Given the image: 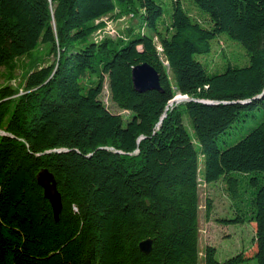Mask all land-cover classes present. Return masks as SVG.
<instances>
[{"label": "trees", "instance_id": "obj_1", "mask_svg": "<svg viewBox=\"0 0 264 264\" xmlns=\"http://www.w3.org/2000/svg\"><path fill=\"white\" fill-rule=\"evenodd\" d=\"M131 13L123 36L91 38ZM230 41L243 48L231 59ZM41 45L53 60L29 69L25 93L0 86V264H201L202 181L232 200L217 220L255 227L250 255L219 260L207 243L202 263L264 264V0H0V67ZM144 62L159 89L134 87Z\"/></svg>", "mask_w": 264, "mask_h": 264}, {"label": "rangeland", "instance_id": "obj_2", "mask_svg": "<svg viewBox=\"0 0 264 264\" xmlns=\"http://www.w3.org/2000/svg\"><path fill=\"white\" fill-rule=\"evenodd\" d=\"M103 20L105 21V25L91 36L94 41H100L104 38L116 39L123 36L126 27L131 24H138L140 17L138 15L132 16L131 13L123 15L117 20H111L108 17L103 18ZM216 44L217 42L214 41L213 50L209 55V58L215 61L220 59L219 47H217L218 50H215ZM228 49H231V51L228 52V58L230 59L233 55L239 54L243 50L242 46L235 41H230ZM52 60L53 56L49 54V46L41 45L30 55L22 56L14 60L12 63L0 67V86L9 84L18 90L17 95L23 94L25 93L23 81L29 69L32 66H37L39 64L51 63ZM101 97L109 109L128 116V111L118 108L112 101L108 83H105ZM178 97L181 98V94H177L175 96V98ZM184 100L185 99H182L180 102ZM184 122L189 132L193 134L192 124L186 113L184 114ZM253 124L254 122L249 120L244 128L237 129L238 132H236L235 129L230 138H239ZM208 197H211L212 202V213L210 215L206 214V202ZM231 203L232 200L225 193L221 182H214L211 184H206L203 181L201 182L199 211V249L201 264H203L202 258L204 255V246L207 243L216 247V256L219 260H224L245 249H247V254L250 255L255 249V245L253 243V236L255 232L254 224H249L248 222L226 223L224 221L217 220L218 217L230 218L233 216L234 211Z\"/></svg>", "mask_w": 264, "mask_h": 264}, {"label": "water", "instance_id": "obj_3", "mask_svg": "<svg viewBox=\"0 0 264 264\" xmlns=\"http://www.w3.org/2000/svg\"><path fill=\"white\" fill-rule=\"evenodd\" d=\"M132 81L134 87L139 91L160 88V74L147 62L133 67ZM182 99L189 100L190 98L187 95H182ZM173 101H175V98L170 102V104ZM37 180L43 187L46 198L49 199L52 205L55 218H58L62 209V200L53 174L47 168H44L38 173ZM151 244V239H145L140 242L139 246L143 251L148 252L151 249Z\"/></svg>", "mask_w": 264, "mask_h": 264}, {"label": "bare ground", "instance_id": "obj_4", "mask_svg": "<svg viewBox=\"0 0 264 264\" xmlns=\"http://www.w3.org/2000/svg\"><path fill=\"white\" fill-rule=\"evenodd\" d=\"M181 96H182V95H181ZM176 99H177V100H176ZM180 100H182V97H181V98H179V97H178V98H175V101H173L171 104H173V103L176 102V101H177V102H180Z\"/></svg>", "mask_w": 264, "mask_h": 264}]
</instances>
